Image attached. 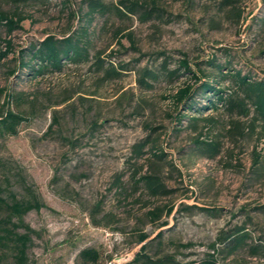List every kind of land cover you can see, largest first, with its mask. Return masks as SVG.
I'll return each instance as SVG.
<instances>
[{
	"label": "rangeland",
	"instance_id": "rangeland-1",
	"mask_svg": "<svg viewBox=\"0 0 264 264\" xmlns=\"http://www.w3.org/2000/svg\"><path fill=\"white\" fill-rule=\"evenodd\" d=\"M102 1L109 12L87 15L84 0H0V11L24 18L21 30L10 35L0 25V50L2 41L12 44L0 62V88L13 96L9 108L27 118L16 136L0 135V196L22 199L24 184L44 204L23 217L34 232L25 264H83L78 254L84 249L96 250L99 264H128L143 244L137 243L139 235L153 241L152 255L159 232L165 252L181 264H197L211 254L219 232L234 226L264 241V128L227 134L229 118L221 108L208 107L201 114L212 122L193 129L191 111L182 112L170 98L185 85L197 91L206 80L226 89L216 66L223 73L264 77L262 0H238L237 22L225 18L220 0H153L157 14L146 22L139 14L114 12L111 5L118 0ZM136 1L151 6V0ZM81 26L88 33V61L63 62L59 71L38 76L19 66L21 51L27 61L31 46ZM183 62L199 82L180 68ZM164 64L177 76H162ZM111 66L122 73L118 79L106 78ZM143 69L157 75L149 90L137 84ZM210 97L198 91L193 106L206 107ZM179 115L186 118L178 122ZM196 138L219 141L220 155L199 158ZM142 141L144 156L136 160L132 147ZM155 150L164 154L159 161L151 158ZM152 163L161 168L172 196L149 198L135 185L134 170ZM161 207L160 219L152 222L148 212ZM168 207L170 215L164 212ZM217 259L263 263L245 250Z\"/></svg>",
	"mask_w": 264,
	"mask_h": 264
},
{
	"label": "trees",
	"instance_id": "trees-1",
	"mask_svg": "<svg viewBox=\"0 0 264 264\" xmlns=\"http://www.w3.org/2000/svg\"><path fill=\"white\" fill-rule=\"evenodd\" d=\"M32 0H18V2H27ZM264 3V0H262ZM87 8V15L105 14L110 11L108 5L102 0H84ZM238 0H220V10H222L225 18L231 21H239L241 12L236 4ZM151 6H142L136 0H118L111 5L114 12L121 16H140L142 22H146L156 15L158 10L154 1H150ZM153 12V13H152ZM73 16V14H70ZM24 18L18 14L9 15L0 11V25L5 29L7 35L15 30H21L20 23ZM88 33L83 26L78 27L76 31L63 34L60 38L47 36L37 45L31 46L28 51L29 59L24 60V53L19 54V66L21 68H30L34 75H42L47 71H59L63 62L78 63L89 60L88 53ZM4 50H0V62L12 52V44L10 41H2ZM96 68L102 69L101 59L97 56ZM34 62V66L29 65ZM162 76L173 79L177 76L175 70L170 71L162 65ZM191 75L196 82L200 78L189 70L186 63H182L180 67ZM218 72V80L227 83L226 89L218 88V84L213 85L208 81L200 83L197 91H194L193 85H185L178 88L170 97L172 103L180 108L182 112L191 111V115L187 117L188 122L193 124L191 127L195 129L199 122L210 123L211 118L202 117L201 111L208 109H222L224 114L229 118L230 128L227 134L241 135L244 130L253 133L256 125L264 128V77L254 79L249 75L242 74L241 71L228 69L222 72L220 66H216ZM122 73L113 70L112 66L106 71L105 76L108 79H118ZM157 75L152 71L143 69L141 75L137 79L139 87L149 90L152 88V82H155ZM217 82V81H215ZM217 85V86H216ZM210 94L206 107L201 109L193 106V99L197 92ZM13 96L6 93L0 88V135L14 137L18 133L19 126L27 121V118L21 113H16L9 108V103ZM219 106V107H218ZM186 118L185 115H179L178 122ZM246 121V124L241 123ZM246 128V129H245ZM194 152L199 158L205 160H213L221 153V144L219 141H202L196 138L193 142ZM147 146L142 141L132 147L134 159L138 160L144 156V148ZM163 152L154 151L151 158L159 161L163 157ZM161 168L157 164L148 165L143 171V167L133 172L135 185L141 186L143 191L149 198H167L172 196L173 191L168 189L161 177ZM22 189L26 193V197L17 199L16 196L10 194L7 197L0 196V264H4L7 258L12 260V264H25L26 251L30 242V236L34 233L24 222L23 217L31 211H39L44 207L37 195L32 191L31 187L22 184ZM163 208H155L148 212L151 221L159 220ZM173 211L172 207L165 209V214L170 215ZM165 222L159 224L164 227ZM23 230L24 232H20ZM147 236L141 234L138 237V244H142L139 251L135 254L132 261L128 264H181L177 259L168 253L162 247V232H159L155 238L157 241L156 251L151 255L149 253L150 246L153 241H147ZM180 248H189L190 244L178 245ZM212 253H208L197 264H226L217 259L218 255L224 254L226 257L232 256L239 251L245 250L249 257L262 259L264 264V241L253 240L242 226H234L228 230H221L216 240L211 244ZM78 260L83 264H99L100 255L94 249H84L79 252Z\"/></svg>",
	"mask_w": 264,
	"mask_h": 264
},
{
	"label": "water",
	"instance_id": "water-1",
	"mask_svg": "<svg viewBox=\"0 0 264 264\" xmlns=\"http://www.w3.org/2000/svg\"><path fill=\"white\" fill-rule=\"evenodd\" d=\"M136 253H137V252H136ZM136 253H135V254H136ZM135 254L133 255V257L135 256ZM133 257L130 259V261H129V262H131V261H132ZM121 260H122V261H121ZM121 260H120L121 262H125L123 259H121ZM120 261H118V260H117L116 262H120ZM129 262H128V263H129Z\"/></svg>",
	"mask_w": 264,
	"mask_h": 264
}]
</instances>
